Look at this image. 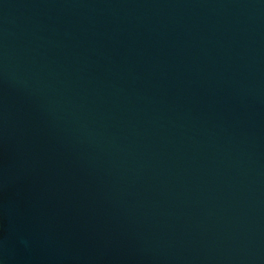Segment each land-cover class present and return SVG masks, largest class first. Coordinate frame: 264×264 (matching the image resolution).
<instances>
[{"label": "water", "instance_id": "water-1", "mask_svg": "<svg viewBox=\"0 0 264 264\" xmlns=\"http://www.w3.org/2000/svg\"><path fill=\"white\" fill-rule=\"evenodd\" d=\"M6 264H264V0H0Z\"/></svg>", "mask_w": 264, "mask_h": 264}, {"label": "clouds", "instance_id": "clouds-1", "mask_svg": "<svg viewBox=\"0 0 264 264\" xmlns=\"http://www.w3.org/2000/svg\"><path fill=\"white\" fill-rule=\"evenodd\" d=\"M0 264H6V260L3 256H0Z\"/></svg>", "mask_w": 264, "mask_h": 264}]
</instances>
